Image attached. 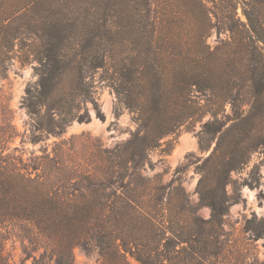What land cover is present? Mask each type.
<instances>
[{
	"label": "trees",
	"instance_id": "trees-1",
	"mask_svg": "<svg viewBox=\"0 0 264 264\" xmlns=\"http://www.w3.org/2000/svg\"><path fill=\"white\" fill-rule=\"evenodd\" d=\"M207 3L212 7L207 8ZM27 6L20 18L26 23L21 22L18 29L23 30L17 35L29 34L38 44L36 81L26 88L22 102L31 120L32 143L60 137L73 120L87 121V114L78 112L79 101L90 102L97 110L93 86L85 82L83 70L79 66L69 70L73 60L67 59L66 52L78 54L68 48L75 42L84 41L94 54L92 69L107 63L115 68L111 87L118 103L137 116L136 122H144L145 116L148 122L105 151L101 170L83 178L64 173L56 154L31 165L4 155L1 142L14 135L8 126L0 136V228L17 223L30 226L44 250L33 264H43L45 259L51 264H74L72 249H86L89 244L98 249L101 264H199L214 257L218 245L214 237L222 232L228 208L239 197L229 175L247 163L250 130L235 160L218 163L222 171L216 189H206L204 177L199 181V204L210 209L209 219L202 220L180 185L171 181L161 186L158 177L146 174L147 166L152 169L150 154L161 145L140 129L167 110L177 113L178 120L208 115L203 132L219 134L214 154L222 147L219 118L227 104L233 128L251 123L250 113L264 101V0H30ZM238 6L248 33L239 30L243 23L235 20ZM152 7L173 8L174 23L150 21ZM187 8L198 14L196 36L186 28L182 10ZM161 15L166 19L170 14ZM143 19L148 20L142 23ZM5 28L0 24V31ZM212 29L231 34L229 54H235L231 52L235 46L237 70H223L228 50L211 49L206 43ZM128 42L134 44L131 51L136 56H143L139 72L131 71L137 70L136 64L121 71ZM241 90L248 95L247 115L240 110ZM97 116L104 120L99 111ZM44 161L58 166L53 169L59 178ZM230 183L233 196L223 189ZM245 228L254 240L263 238L264 216L247 220ZM28 242L36 247L34 239ZM2 252L0 264H10L3 261Z\"/></svg>",
	"mask_w": 264,
	"mask_h": 264
},
{
	"label": "rangeland",
	"instance_id": "rangeland-1",
	"mask_svg": "<svg viewBox=\"0 0 264 264\" xmlns=\"http://www.w3.org/2000/svg\"><path fill=\"white\" fill-rule=\"evenodd\" d=\"M30 0H0V24L7 28L0 31V136L10 126L14 135L3 145V154H12L14 158L21 159L23 164L31 165L40 162L39 158L58 156L62 170L66 174L76 173L81 178L91 176L103 165L105 151H111L129 137V132L137 130L148 122L147 116L144 122H136L137 116L117 101L114 90L111 87L112 79L115 78V68L110 63L103 68L92 69L90 63L94 54L88 51V45L84 42L69 44V49L74 48L78 54L72 55V50L66 52L67 59L73 60L69 70H83L85 82L93 86V94L97 104V110L90 102L79 101V114H87V121L78 122L73 120L60 137L49 136L37 143H32L31 120L22 106L25 90L36 81L35 70L38 68V56L36 49L38 44H33L29 34L17 35L22 29H18L23 14L29 10ZM207 8L212 3L206 4ZM253 6V4H252ZM261 7H257V9ZM173 8L152 7L150 21L154 18L173 22L171 10ZM262 9V8H261ZM237 19L243 23L242 32L248 33L249 29L241 7H237ZM183 18L186 28L194 36L197 32L198 14L196 10L183 9ZM162 13L170 14L164 19ZM148 19H143L145 23ZM187 20V21H186ZM205 41L214 49L222 48L227 53L224 58L223 70H237L238 55L234 46L229 54L231 34L225 30L212 29L207 34ZM251 42L255 41L253 34H249ZM226 44L229 47H226ZM226 47V48H224ZM134 44L125 43L123 72H127L131 65L136 64L137 70L143 60V56H136L133 50ZM229 56V57H228ZM227 57V58H226ZM66 59V60H67ZM78 64H74L75 62ZM77 66V67H76ZM135 69V68H133ZM243 103L241 111L244 115L249 111L246 104L248 95L242 90L239 93ZM238 103V101H237ZM99 111L104 120L97 116ZM247 115V114H246ZM251 123L239 125L233 128L230 105L225 106V112L219 118L224 133L220 139L222 147L213 154L214 146L219 134L209 135L203 132V124L209 119L208 115L192 117L190 119H176L177 113L167 110L166 114L150 118V126L140 131L155 137V141L161 148L150 154L152 169L147 166L146 174L158 177L157 182L165 186L171 181L173 186L180 185L190 205L195 206V216L207 220L210 217V209L199 204L198 183L203 177L207 185L206 189H216L218 178L221 173L220 161L232 162L240 152L246 131L250 130V149L246 156V165L237 172H231L229 179L235 182L238 199L229 206L227 215L224 217L222 232L214 238L217 239V250L214 257L203 259L199 264H264V237L254 240L250 232L245 228L247 220L264 216V101L252 110ZM10 131V130H9ZM161 150H165L162 153ZM47 168L57 178L59 172L54 171V163L44 161ZM35 173H32L34 177ZM228 175V174H227ZM85 185L87 184L83 181ZM228 196H233V184L224 186ZM109 193V191H106ZM160 195L167 197L166 193ZM174 198V197H173ZM34 239L36 247L28 242ZM42 240L35 235L30 226L26 224H10L0 228V249L3 251V261L10 264H33L34 258H39L43 253ZM37 248V249H36ZM36 249V250H35ZM74 264H101L98 249L93 245L85 249L75 246L72 249ZM43 264H51L50 259H45Z\"/></svg>",
	"mask_w": 264,
	"mask_h": 264
}]
</instances>
